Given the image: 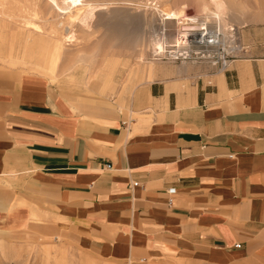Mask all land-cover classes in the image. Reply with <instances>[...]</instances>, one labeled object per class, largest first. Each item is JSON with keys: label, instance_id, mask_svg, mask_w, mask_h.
Segmentation results:
<instances>
[{"label": "crops", "instance_id": "crops-1", "mask_svg": "<svg viewBox=\"0 0 264 264\" xmlns=\"http://www.w3.org/2000/svg\"><path fill=\"white\" fill-rule=\"evenodd\" d=\"M38 224L109 264H264V57L120 105L0 78V238Z\"/></svg>", "mask_w": 264, "mask_h": 264}, {"label": "rangeland", "instance_id": "rangeland-1", "mask_svg": "<svg viewBox=\"0 0 264 264\" xmlns=\"http://www.w3.org/2000/svg\"><path fill=\"white\" fill-rule=\"evenodd\" d=\"M53 1L0 0V78H38L69 105H120L156 73L199 65L215 70L204 59L173 60L183 49L175 36L184 18L225 35L234 51L224 49L233 60L264 57V0ZM171 11L176 18L166 19L163 14ZM53 235L38 224L15 238H0V264H109L85 258L80 248Z\"/></svg>", "mask_w": 264, "mask_h": 264}, {"label": "built area", "instance_id": "built-area-1", "mask_svg": "<svg viewBox=\"0 0 264 264\" xmlns=\"http://www.w3.org/2000/svg\"><path fill=\"white\" fill-rule=\"evenodd\" d=\"M181 22L186 23H197V22H191L188 19H182ZM200 25V32H202V38L199 40H188L187 38V31H184V28L181 27L178 30V33L176 34V46H180L183 49H181L179 52L175 53L173 56V60H178L180 63H183L186 60L189 59H204L207 60V62L210 64L211 67H213L217 72H224L233 61V56L229 55V52H227L228 46H226L227 37L225 35L214 33L211 30H206L204 25H201L200 23H197ZM206 32H211L213 34H217V42H209L207 38L204 37ZM192 47L196 48V50L191 49ZM226 47V49H224ZM198 48V49H197ZM216 48V52L214 54L212 53V50ZM230 52H233L234 50L232 48H229ZM107 169H109L111 166L106 165ZM236 248H239V246H236Z\"/></svg>", "mask_w": 264, "mask_h": 264}, {"label": "bare ground", "instance_id": "bare-ground-1", "mask_svg": "<svg viewBox=\"0 0 264 264\" xmlns=\"http://www.w3.org/2000/svg\"><path fill=\"white\" fill-rule=\"evenodd\" d=\"M53 1V0H52ZM54 2V1H53ZM70 3V5H76V4H78V1L77 0H66V3ZM210 2H211V0H210ZM213 2V1H212ZM55 3V2H54ZM64 3H65V1H64ZM63 3V4H64ZM201 3H202V1H201ZM206 3V2H205ZM198 4V3H197ZM213 4V3H212ZM55 5V4H54ZM204 5V4H203ZM215 5V7H218L219 6V4L216 2V4H214ZM55 6H57V5H55ZM205 6V5H204ZM208 6V5H207ZM58 7V6H57ZM57 7H55V8H57ZM198 7H200V6H198ZM63 8V7H62ZM68 8H70V6H68L67 8H64V9H68ZM205 8L206 7H204V9H203V6H202V11L203 10H205ZM210 9V8H209ZM69 10V9H68ZM206 10H208V9H206ZM58 11H62L63 13L66 11V10H58ZM192 12L194 11L193 9L191 10ZM68 12V11H67ZM162 12V11H161ZM172 12V13H171ZM171 12H168V13H164L163 15L165 16V18L166 19H175L176 18V15H175V17H174V11H171ZM181 12H182V10H181ZM210 12V11H209ZM211 12H212V10H211ZM177 14H178V12H176ZM183 13V12H182ZM182 13H181V15H182ZM1 14V13H0ZM180 14V13H179ZM205 14H207V13H205ZM214 14V13H213ZM212 14V15H213ZM219 14V13H218ZM210 15V14H209ZM179 16V15H178ZM216 16V15H215ZM154 17V16H153ZM178 18V17H177ZM23 19V18H22ZM30 19V18H29ZM219 19V18H218ZM24 20H26V18L24 19ZM70 20V19H69ZM178 20V19H177ZM218 22H219V20H218ZM179 23V22H178ZM154 24V23H153ZM202 24V23H201ZM220 24V23H219ZM181 27H183L184 28V31H187V38H188V40H190V39H193V40H199V39H201V41H203V38H202V32H200V30H202V29H200L199 27H200V25H198L197 23H186V22H183V23H181L180 24V28ZM38 30V29H37ZM65 31V30H64ZM160 31V30H159ZM155 33H156V31H155ZM158 33V32H157ZM161 34V33H160ZM217 34H219V33H217ZM217 34H213V33H211V32H206L205 33V35H204V37L205 38H207V40L209 41V42H217ZM159 36V35H158ZM53 37V36H52ZM160 40H161V37H160ZM162 42V41H161ZM157 47V46H156ZM158 47H159V45H158ZM55 49H56V51H58L59 50V47H55ZM160 50V49H159ZM158 50V51H159ZM156 51V50H155ZM156 52H154V54H155ZM159 53V52H158Z\"/></svg>", "mask_w": 264, "mask_h": 264}]
</instances>
